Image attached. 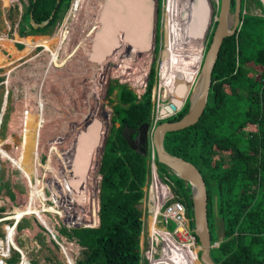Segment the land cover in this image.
<instances>
[{"label": "trees", "instance_id": "trees-1", "mask_svg": "<svg viewBox=\"0 0 264 264\" xmlns=\"http://www.w3.org/2000/svg\"><path fill=\"white\" fill-rule=\"evenodd\" d=\"M166 1L164 20L195 24L198 30L189 29L186 45L200 50V31L207 30L211 17L208 0ZM257 1L264 13L261 0ZM71 3L72 0H29L22 14V18L27 15L28 19L25 28L20 29L21 34L26 33L27 25L32 33H46ZM162 6L163 0H159L160 19ZM54 10L45 26L36 28L31 24L30 14L36 22H42ZM243 16L238 33L227 36L222 44L203 115L193 125L167 131L164 138L165 148L196 164L206 180L212 242L218 239L213 235L214 225L218 235V219H225L226 238L211 250L218 264H264V14L247 12ZM167 33L171 35L170 29ZM161 36L159 32L158 38ZM209 38L208 45L212 33ZM156 75L154 61L146 91L141 95L125 83L113 85L109 90L112 93L117 89L118 102L114 105V124L106 140L99 170L102 176L100 224L62 229L66 236L76 238L83 247L78 264H149L141 252L146 210L140 207V200L146 194L144 188L151 174L150 154L148 145L145 152L132 148L124 129H133L135 137L139 126L151 121ZM189 108L190 95L181 109L167 119H178ZM117 122L119 125L115 124ZM159 164L163 163L157 160L159 174L162 177L168 175L171 169L167 166V172L161 173ZM186 186L193 206L190 185ZM174 191L187 206V197L181 195L176 186ZM10 194L13 196L12 192ZM189 216L193 218L194 214ZM212 218L215 224H212ZM192 224L195 228L194 220ZM177 249L185 256L183 264H202L194 249L190 251L179 246ZM17 260L18 253L8 264H17Z\"/></svg>", "mask_w": 264, "mask_h": 264}, {"label": "bare ground", "instance_id": "bare-ground-1", "mask_svg": "<svg viewBox=\"0 0 264 264\" xmlns=\"http://www.w3.org/2000/svg\"><path fill=\"white\" fill-rule=\"evenodd\" d=\"M4 1L6 4H10L13 0ZM71 16L73 21L70 24L65 25L61 31L51 37H35L37 40H33V37L31 36L25 38L27 48L26 53L32 51L36 45L43 46L44 52H46L49 57L48 64L51 63L52 66L61 68L57 70V76L54 75L56 83H50L48 84L49 86H47L49 89L46 91L50 99L43 96L39 97L41 99L38 101L37 97H34L36 101H38V105L33 109L32 117L30 119H28L29 116H27V114L25 115V110L20 108L16 112L18 113L16 117H13L11 120L10 130L8 131V140L5 142V140L0 139V155H2L3 159H10L9 163L15 165V167H11L21 171L28 186V193L27 197L25 196L26 200L24 202L25 205L19 207V205L16 204L10 212L11 215H14L10 219H13L16 224L20 221L22 216H28L30 214L36 215L43 221V214L45 210H57L55 205L45 203L46 196L44 195L43 188L47 185V183L42 179H39V177L42 176L41 173L43 168L47 174H54L57 176L58 181H56L55 186L58 187V190L64 197H67L69 203L78 204V206L80 203V195H78L79 192L77 193V191L82 177H80L81 168L79 163L80 160L78 158L77 139L72 142L74 146H69L71 147L70 150L68 149L69 147L65 149L60 148L58 143H61L62 141L58 138H63L65 129L63 124H57L51 121L62 119V116L66 112H60L56 106V108H51L52 111H49L52 101L58 102L56 104H60L62 97H73L74 95L80 96L83 91L79 81L82 77V73H88V78L91 79V81H89L90 87L87 86L88 89L84 91H87V94L89 95L92 93L94 95L98 94L101 88V79H99V75L104 66L103 62L105 63V61L113 62L116 65L112 67V69L108 70L110 75L127 77L131 75L129 80L133 85H144L150 63L153 58L152 52L149 51L143 55L144 58L135 62L132 57L125 55L124 52L128 42L133 43L132 45L137 48L144 47L146 49L151 46L150 42L154 33V25L156 22L153 21V28L151 32L145 36L144 30L141 29L140 2H135L133 0H117L115 2L113 0H73ZM169 24L170 26L168 29L171 31L170 40L173 44L178 45L181 57L180 59L176 58L175 54L169 49L165 51V53H167V57L164 58L165 62L162 63V88H165V98L173 97L175 100L180 101L186 96L185 91L187 89L186 82H184L185 80L183 79H186L189 75H191L192 80L196 77V82L197 77L200 74L205 38L201 33V38L199 39L201 43L200 50H197L196 47L189 48L186 45L188 31L189 29H196L180 20L171 19V23ZM54 41L57 42L55 48L51 46ZM2 42L10 44L13 49V40L0 38V43ZM79 51H82V56H80ZM4 57L3 52L0 50V62L5 60ZM74 57L75 59L73 61ZM84 58H88L91 62L92 72L83 69V64L86 62V59ZM70 60L72 62L69 64ZM44 65H46V67L49 66L47 64ZM47 69L48 68L44 71H47ZM190 70H194L195 72H198V74L192 76ZM10 72H7L9 79ZM181 80L182 82L179 83ZM182 85H184L185 91L182 95H180L181 93L179 92V87ZM39 105H41L42 108L40 110H38ZM52 105H54V103H52ZM96 108H98V104ZM59 109L63 110V108ZM93 112L96 113V110ZM91 115L92 114L89 113L85 118H88ZM48 116L51 117L52 120L47 122L45 119ZM27 120L32 122V125H30L29 135L34 138V140L30 143L29 139L26 140V138L23 137L21 142H25L26 140V146L28 149L30 146L34 147V152L36 151L38 143L36 153L37 157L39 156L38 159H41L43 151L50 155L49 160L44 165L36 158H33L29 162V165H27L25 161H29V159H25L26 155L23 154L24 150L21 148V143L17 146L16 141L13 138V133L17 134V132H20V128L22 129L21 126H24ZM25 129L28 130V128ZM57 134H59V136ZM4 144H12L11 147L16 149L18 155L9 156L11 152L8 150L10 152L9 154V152L4 149L6 148ZM44 147H46V150H44ZM65 154H68V156ZM94 156L96 161L94 165L95 169L98 165L99 159L98 150L95 152ZM91 175L92 172L88 171L84 180L90 178ZM162 192L165 200L168 193L164 186L162 187ZM38 202H40V205ZM7 232L8 235H11L13 232L12 237H9L11 240L10 243H12L15 248L19 247L14 238V227H9ZM62 248L65 255L68 254L71 259L69 248L65 245H63ZM194 250L197 252L196 247ZM23 255V261L21 264H28V258L24 251Z\"/></svg>", "mask_w": 264, "mask_h": 264}, {"label": "rangeland", "instance_id": "rangeland-1", "mask_svg": "<svg viewBox=\"0 0 264 264\" xmlns=\"http://www.w3.org/2000/svg\"><path fill=\"white\" fill-rule=\"evenodd\" d=\"M21 1H22L21 5L19 4L21 6V10L16 8V9L12 10L11 14H7V18L2 19L0 17V33H3V32L7 33L9 36L8 37L9 39L16 40V38H18V39L25 41V38L30 37V36L33 37L32 38L33 40H37L35 37H47V36L51 37L54 34L61 31V29H63L65 25H68L73 21L72 16H71V8H72L73 3H71L70 7L66 10L64 15L60 19H58V21L48 31H46V33H32V31L31 32L28 31L24 35H22L21 32H19L20 37H18V35H15V29L14 28L17 25L22 13H24V11L26 10V6L29 4V0H21ZM164 1H165V3H164ZM166 2H167L166 0H163V6H162V12L164 11L163 13H165L164 7H165ZM242 7L243 8L245 7V11L249 12V13H257V14L261 13V10H260L261 7H260V4H258L257 0H242ZM232 10H234V8ZM27 19H28L27 15H25L24 18L21 17L20 26L22 29L25 28V24L27 23ZM7 22H10V24H11V30L10 31H8L6 29ZM169 23H171V20H164V18H163V22H162V25H161L160 31H159L162 33L161 48L157 52V55H155L152 58L155 60V69L157 70L156 79H155L154 84H153V100L154 101H157V95L155 96V92L156 93L158 92V89H159L158 86L160 84V74H159L160 65H161V62L162 63L165 62L164 58L167 57L166 56L167 53H165V51L167 49H169L172 53L175 54L176 58L180 59V57H181L179 54L180 50L178 48V45L173 44L171 42L170 35L167 33V30L170 26ZM188 25L192 26L194 29L198 30L197 27H195V24H188ZM207 31H208V29L204 30V31H200L202 33L203 37L205 38V44L203 46L204 47L203 48L204 53L206 52V49L208 47V42L210 39L209 38L210 33H209V31L208 32ZM153 34L155 37V34H156L155 29H154ZM56 43L57 42L54 41L51 46L53 48H55ZM15 47H13V49H12V46L10 44L3 43V42L0 43V50L3 52V55L5 56L4 57L5 60L0 62V113H1V110L3 108L2 106H3V102L5 101V98H8L7 110H6V113L3 117V121L1 124V131H0V139H2V140H5L7 138L6 134H8V131H9V125L8 124L11 120L12 113L17 108H18V110L20 108L25 110V115L27 114V116H29L28 119H30L32 117L33 109L35 108V106L38 105L37 103L41 99L39 97L44 96L45 98L50 99L49 96L47 95V91H46L49 89V88H47V86H49L48 84H50V83H56L55 76H57V74H56L57 70H59L61 68V67H57V66H52L51 63L48 64L49 63L48 62L49 57H48V54L46 52H44L43 46L36 45V47H34V49L32 51H30L29 53H26L27 48H26V45L24 44L23 41L20 44H15ZM79 53H80V56H82V51H79ZM146 53L147 52H144L141 55V57H139L137 55H134L132 57L135 58V62L136 61L138 62V60L144 58L143 55H145ZM204 53H203V55H204ZM137 57H139V58H137ZM74 59H75V57L73 58V61H74ZM84 59H86L85 60L86 62L83 64V69H86V70H89L92 72L93 70L91 68V66H92L91 62L89 61L88 58H84ZM183 59H185V58H183ZM71 62L72 61L70 60L69 64ZM44 64H47L49 66L46 67V65H44ZM152 64L153 63L151 61L149 71L147 73L146 81H145L144 85L138 84L137 86H135L129 80V77L131 75L128 77L127 76L110 75L108 73V70L112 69V67H114L116 65L113 62H110V61L106 62L105 61V63L103 62L104 66H103V69L99 75V79H101V88H100V91L98 92V94L94 95L92 93L91 95H89V94H87V91L86 92L84 91V90L88 89L87 86L90 87L89 81H91V79L88 78V76H89L88 73H85V74L82 73V77L79 81L81 83L80 85H81V88L83 91L81 92L80 96L74 95L73 97H70V96L66 97V98L62 97L60 100L61 101L60 104H56L58 102L52 101V103H54V105H52V103L50 101L51 106L49 107V111H52L51 108L56 106L60 112H63V113L66 112V113H64V115L62 116V119H60V120H56V121L52 120V118L49 116L45 119L47 122L52 120L51 122H54L57 124H63V127L65 129L64 136H63V138H58L59 140L62 141L61 143H58L60 145L61 149L68 148L69 146H71V147L74 146L72 142L75 139L78 140V137H77L78 132L80 130H84V128L87 124H89L95 120H100V123L102 122L101 123L102 129L100 131H103L104 133H101L98 143L93 148L92 156H91V163L89 164L90 168H88L89 169L88 171L89 172L91 171L92 175L90 178H87L86 180H84L85 178L82 179L81 182L79 183V186H78L77 193L79 192L78 195H80L79 205H82V206L84 205L85 207H87V211L86 212L81 211L79 217L76 219V221H79L81 223V225L82 224H89V225L94 226V225H98L99 221H100L99 207L96 203L97 197H99V195H100V193L98 191V189L100 188V181H101V178H100L101 174L99 172V161H100L101 155H102V144H103L104 136L106 134L107 135L109 134L110 128L114 124L113 120H112V117L115 114L114 105L118 102L117 89H115L112 93H109V90H110L111 86H113V85L125 83L130 88H132L137 94L141 95L142 93H144L146 91L147 82L149 80V72H150ZM46 68H48L47 71H44V70H46ZM10 70H12L10 73V76H11L10 91H9L8 96L6 97V92H7L6 81H7V77H8L7 72H10ZM80 70H81V68H80ZM162 71H163V68H162ZM190 71L192 73V76L198 74V72H195L194 70H190ZM198 71H199V65H198ZM188 72H189V70H188ZM195 79H196V77H195ZM195 79L192 80L191 75H189L186 79H183V80H185L184 82H186L187 89H189L190 86L192 88H194V86L197 85V81L195 82ZM197 80H198V77H197ZM180 82H182V80L179 81V83ZM24 86H28V96H27V102L26 103L24 101V99H25V87ZM192 88H191L190 93H192V90H193ZM164 90H165V88L163 87L161 89V93H162L161 98L164 100L163 101L164 104H168L172 100L171 99L172 97L165 98ZM34 97H37L38 101H36V99ZM186 98H187V96H185L183 100H185ZM181 101L182 100H180V102ZM97 104H98V108H96ZM59 108H63V110H61ZM40 109H42L41 105H39L38 110H40ZM94 110H96V113L93 112ZM104 110H106V112L108 114L107 116H105V114L103 113ZM153 112H154V110H153ZM89 113L92 114L91 116H89L90 118L89 117L85 118ZM115 124L119 125L118 122ZM27 125H29V126H27ZM30 125H32V122L31 121L29 122V120H27L25 122V125L21 126L22 129L20 128V130H21V131L19 130L20 132H17V134L13 133V135H14L13 138L16 141V145L21 143V148H22V150L25 151V153L23 151V154L26 155L25 159H29V161H25V163H27V165H29V162L33 158L38 159V157H39V156L37 157V155H36L37 149H38V143H37L35 152L33 151L34 147L30 146V148L28 149V147L26 146V140L29 139L30 143H32V141L34 140V138H32L29 135L30 127H31ZM23 128L24 129L28 128V130H26V129L24 130ZM22 134H23V136H22ZM57 135L59 136V134H57ZM60 136H61V134H60ZM23 137L26 138L25 142H21ZM56 140H54V141H56ZM76 143L78 144L77 150L79 151V143L77 141H76ZM11 146H12V144H7L6 148H4L6 151L9 150L11 152V154H10V152L8 151L10 154L9 156L18 155V152L16 151V149L12 148ZM25 147H26V150H25ZM71 147H69L68 149L70 150ZM44 150H46V147H44ZM97 150H98L99 159H98V165L94 169V165L96 163L94 155H95V152ZM47 154H45V152L43 151L42 152V158L38 159L39 161H41V163L43 165L46 164L47 161L49 160L50 155L48 154V156H47ZM65 155L68 156V154H65ZM0 156L2 157V155H0ZM1 157H0V184H1V193H2L1 196H2V199L6 203H4L2 207H0V211H12V209L14 208V206L16 204L19 205V207L25 205L24 202L26 200L25 196L27 197L28 186L26 184L25 178L23 177L21 171L16 170L15 168H13V167H15V165L12 163L11 164L9 163L10 159L6 158L4 161L3 159H1ZM46 159H47V161H46ZM79 163H80V161H79ZM11 166H13V167L11 168ZM159 167H160L161 173L163 171L167 172L168 168L165 164H159ZM45 173H46V171L43 168L42 169V175L44 174V176H45ZM167 173H168L170 179L173 181L174 190H175V186H176L177 191H180L181 195H185V197H187V199H188V204H187L188 214L192 216V214H194V212H193V206L191 205V202L189 199L190 198L189 197L190 193L188 191L189 189L186 186V184H188V183L185 180H183L182 178H180L175 172H173L171 170L168 171ZM87 174H88V172L86 173V176H87ZM44 176L39 177V179H42L44 182H46L45 181L46 178ZM10 192L13 193V196H11ZM97 192H98V194H97ZM84 195H85V198H84ZM4 197H10L12 204H9L7 202V200L4 199ZM22 197H24V198H22ZM82 206L81 207L79 206L81 208V210H82ZM144 207H145V204H144L143 208ZM48 215L53 217V214H48ZM146 215H147V213L145 214V216ZM12 216H14V215L10 214L9 218H11ZM146 217H148V216H146ZM12 222H14V220L11 219V221L3 222L0 225V235H3L4 230H5V225L6 224L8 225L9 223H12ZM211 222H212V224H215V220L213 218H212ZM19 223H20L19 224L20 225L19 231L21 230V228L28 230L24 234V236H21L19 238L20 247L25 252L26 256L32 260L33 264H73V263L78 264V260L80 258H82L83 247L77 242L76 238H69L60 229V234L66 238V241H61L60 243H57L56 239L53 237V235L49 231L44 230V228L40 226V224L37 221L36 215L30 214L28 216H25L24 218L20 219ZM21 224H23V227H21ZM175 225H176V223H174V222L171 223L170 226L168 227V229L170 231H172L173 228L175 227ZM192 227L194 229L193 224H192ZM62 228H64V227H62ZM66 229L71 230L72 228L70 229V228L66 227ZM218 231H219V229H218ZM12 235H13V232L11 233V235H8L7 240L9 242H11L9 237H12ZM213 235L215 236V238H218V236H219V234L217 235V229L215 228V225H214ZM62 245H65L66 247L69 248V253L71 255L72 261H71L70 256L68 254L65 255V252L62 248ZM197 251H198V248H197ZM14 254H15V250H12V256Z\"/></svg>", "mask_w": 264, "mask_h": 264}, {"label": "water", "instance_id": "water-1", "mask_svg": "<svg viewBox=\"0 0 264 264\" xmlns=\"http://www.w3.org/2000/svg\"><path fill=\"white\" fill-rule=\"evenodd\" d=\"M113 1L115 2L117 0ZM133 1H138L141 3V29L144 30V35L146 36L148 33L151 32L153 28V21L156 22L158 0ZM233 1H235L234 10H232ZM58 2H60V0H58ZM261 3L264 8V0H261ZM54 13L55 10L52 12L48 19L42 22H36L33 18V14H30V22L36 28L39 26H45L49 23ZM241 16L242 0H219V10L216 24L214 30L212 31L211 41L206 49V52L203 55L197 85L194 86V88L190 86V88L186 90V96L188 97V95H190V108L186 114H184L178 119H167L171 115L176 114L185 102L184 100L183 102H180L172 98V100L168 104H164L162 108L164 119L156 126L153 135L157 152V160L160 163H163L169 168H171L180 178L185 180L190 185L193 200V220L195 222L194 231L199 239V259L202 264H218L214 261L211 255V250L219 246L220 242L226 238L227 233L225 219L223 217L218 219V221L220 222L219 236L216 241L212 242V234L208 217V190L206 180L196 164L182 156L170 153L165 148L164 138L165 133L167 131H176L193 125L197 123L203 115L209 100V94L212 88L213 70L219 57L220 49L227 36H231L238 32ZM161 20V22H163V12ZM207 29L209 31V24H207ZM191 88L193 89L192 93H190ZM179 90V92L181 93L180 95H182L185 91L184 85L180 86ZM101 123L100 120L92 121L91 123L85 126L84 130H80L78 132V158L80 160V175L82 179H84L86 173L89 170L88 168H90L89 164L91 163L93 148L98 143L101 133H104L103 131H100L102 129ZM149 126L150 122L140 125L138 128L137 135L135 137L133 136L134 130L130 129L129 127H125L124 135L132 148L139 151H146V147L148 145ZM107 137L108 135L106 134L104 136L102 144L101 159L104 153ZM101 159L99 161V170L101 165ZM144 202L145 197L140 200L141 208H143ZM216 213L218 214L217 208ZM99 224L96 226H99ZM77 227H81V225H77Z\"/></svg>", "mask_w": 264, "mask_h": 264}, {"label": "built area", "instance_id": "built-area-1", "mask_svg": "<svg viewBox=\"0 0 264 264\" xmlns=\"http://www.w3.org/2000/svg\"><path fill=\"white\" fill-rule=\"evenodd\" d=\"M20 2L22 3L21 0ZM208 2L211 5V11H210L211 17L209 18V33L211 34L212 31L214 30L216 20H217V15H218V10H219V0H208ZM11 4L13 6V9L18 8L19 10H21V6L19 7V0H13L11 1ZM245 13L247 12L245 11V8H244L243 14ZM243 14L241 16V21L239 24L238 31L240 30L241 24L243 22V17H244ZM21 17L17 25L14 28L15 35H18V36H19L20 29H21V26H20ZM163 18H164V13H163ZM6 29L8 31L11 30L10 22H7ZM26 30L30 31V28L28 25L26 26ZM8 37L9 36L7 33L5 32L0 33V38L9 39ZM21 42L22 41L19 40L18 38H16V40H13L14 47H15V44H20ZM24 44L26 45L25 41H24ZM161 70L162 69L160 65V70H159L160 79H161ZM10 79H11V76H10ZM10 79L8 75L7 81H6V84H7L6 97L8 96L9 91H10V84H11ZM24 87H25L24 101L26 103L27 96H28V86H24ZM158 87H159L158 92L157 93L155 92V96L157 95V101H155V108L152 114L149 130H148V153L150 154L151 174L145 186V192H146L145 208H146V213H147L146 216L148 217L145 216L144 218V224H145V219L148 221L145 224L147 225L148 230L145 234L144 247L142 248L141 251H142V255L146 259H148L149 264H170L171 261H174V264H183L184 263L183 257L185 256L178 251L177 247L178 246L187 247L189 248L190 251L194 249L195 247H198L196 256L198 260L200 261L199 242L197 241V235L195 234V231L191 226V222L193 218L189 216L188 208L186 204L182 201L181 196L174 191L173 181L170 179L169 175H164L162 177L159 174L158 168H157V152L155 148L153 135H154L156 126L164 119V116L162 113V108L164 106V102H163L164 100L161 98V94H162L161 88L162 87L160 86V84ZM7 102H8V98H5V101L3 102V106H2L3 108L0 113V131H1V124L3 121V117L7 110ZM13 117H16L15 111L12 113L11 120L13 119ZM11 120L8 124L9 130H10V125H11ZM8 138H9V132L7 134V138L5 139V141H7ZM45 154L47 153L45 152ZM41 158H42V154H41ZM1 159L3 158L1 157ZM3 160L5 161V159ZM171 171L173 170L171 169ZM41 177H43V175ZM44 177L46 178V183H47V185L43 188L44 195L46 196L45 203H48L50 205L51 204L55 205L57 207V210L56 211L45 210L43 214L44 215L43 221L37 216L36 217H37V221L40 224V226L43 227L44 230L49 231L53 235V237L56 239V242L60 243L61 241H66V238L60 234V229L62 231L63 229L62 227L64 228L68 227L71 229V228L77 227V225H81V223L79 221H76V219L79 217L81 211L83 212L87 211V207H85L84 205L83 206L79 205L80 207L82 206V210H81L78 204H75V207H74L73 203H69L67 197H64L62 193L58 190V187L55 186L56 181H58V178L56 175L54 174L50 175V174L45 173ZM163 186L166 188V191L168 193V196L166 197L165 200H164V194L162 192ZM1 195L2 193H1V184H0V207H2L4 203H6L2 199ZM4 199L7 200L9 204H12L10 197H4ZM38 203L40 205V202ZM10 212L11 211H0V225L3 222L11 221V219L8 218L11 214ZM48 214H53V217L49 216ZM24 217L25 216H22V218ZM173 222L176 223V225L173 228V230L170 231L168 227ZM19 224H20L19 222H17V224L15 222L9 223L8 225L6 224L3 235H0V264H8L9 259L15 256L16 253H18L17 264H21L23 261L24 255H23V251L19 244V238L21 236H24V234L28 230L21 228V230L19 231V228H20ZM144 224H143V228H144ZM94 226L89 225V224L81 225V227H94ZM9 227L10 228L14 227V238L19 246L17 248H15V246L7 240L8 239L7 231ZM12 250H15V254L13 256H12ZM27 258H28V264H33L32 260L29 257Z\"/></svg>", "mask_w": 264, "mask_h": 264}, {"label": "flooded vegetation", "instance_id": "flooded-vegetation-1", "mask_svg": "<svg viewBox=\"0 0 264 264\" xmlns=\"http://www.w3.org/2000/svg\"><path fill=\"white\" fill-rule=\"evenodd\" d=\"M234 2V6H233V8H235V1H233ZM159 22H161V19H160V17H159V0H158V10H157V18H156V23H155V25H154V29L156 30V34H155V37H154V34H153V36H152V39H151V46H149V48H144V47H141V48H137V47H135V46H133L132 44L133 43H127L126 44V49H124L125 51V55H129V57L131 56H134V54L135 55H138L139 57H141V55L144 53V52H149V51H151L152 52V54H153V57L155 56V55H157V52L159 51V49L161 48V38H158V34H159V31H160V27H161V25H159L160 23ZM154 40V41H153ZM132 45V46H131ZM137 48V49H136ZM118 49V48H117ZM134 50V51H133ZM115 51H116V49H115ZM127 52H128V54H127ZM138 57V58H139ZM133 58V60H135V58L134 57H132ZM155 60L153 59L152 60V63L154 62ZM103 113L105 114V116H107L108 114H107V112H106V110H104L103 111Z\"/></svg>", "mask_w": 264, "mask_h": 264}, {"label": "crops", "instance_id": "crops-1", "mask_svg": "<svg viewBox=\"0 0 264 264\" xmlns=\"http://www.w3.org/2000/svg\"><path fill=\"white\" fill-rule=\"evenodd\" d=\"M15 2H17V1H15ZM19 4H21V2H20V0H19ZM19 7H20V5H19ZM13 8V6H12V4H11V2H10V4L8 3V4H6L5 3V1L4 0H0V17L3 19V18H7V14H11V9ZM262 13V12H261ZM260 13V14H261ZM259 14V13H258ZM26 32H28L27 30H26ZM28 34V33H27ZM171 36V35H170ZM18 37H20V36H18ZM19 40H21V39H19ZM21 41H23L24 42V40H21ZM16 48V47H15ZM17 49V48H16ZM161 69H162V64H161ZM162 82H163V71L161 70V82H160V86L162 87ZM183 101V100H182ZM181 101V102H182ZM17 110L18 109H16L15 110V113L17 112ZM18 113H16L15 115H17ZM100 172V171H99ZM145 197V196H144ZM144 204H145V202H144ZM144 209L146 210V208L144 207ZM146 214V213H145ZM145 214H144V217L143 218H145ZM146 222H148L146 219H145V224H146ZM144 224V228H143V232H142V235H141V250H142V248L144 247V237H145V234H146V232H147V230H148V227H147V225H145ZM142 252V251H141Z\"/></svg>", "mask_w": 264, "mask_h": 264}]
</instances>
